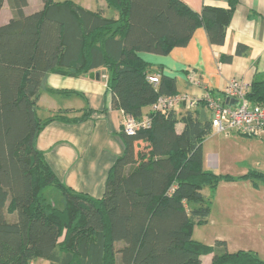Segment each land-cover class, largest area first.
Returning <instances> with one entry per match:
<instances>
[{"label": "trees", "instance_id": "1", "mask_svg": "<svg viewBox=\"0 0 264 264\" xmlns=\"http://www.w3.org/2000/svg\"><path fill=\"white\" fill-rule=\"evenodd\" d=\"M42 1V10L26 14L28 0H0V12L6 2L13 12L0 25V264H201L207 254L214 255L212 264H264L252 252L230 253L224 241L211 246L193 239L211 213L203 189L238 179L264 184V173L237 179L205 170L203 142L212 124L191 111L182 118L175 109L152 112L160 96L178 94L176 80L151 83V65L138 57L184 47L198 28L212 45H223L240 1L196 11L182 0H105L117 19L72 1ZM247 51L239 44L236 55ZM101 68L114 108L140 119L149 107L152 126L134 135L123 131L124 152L104 196L95 199L60 182L38 149L43 128L67 118L42 121L37 98L51 73ZM248 98L264 104V81L252 84ZM50 187L61 193L62 206L49 201Z\"/></svg>", "mask_w": 264, "mask_h": 264}, {"label": "crops", "instance_id": "2", "mask_svg": "<svg viewBox=\"0 0 264 264\" xmlns=\"http://www.w3.org/2000/svg\"><path fill=\"white\" fill-rule=\"evenodd\" d=\"M67 1L88 11H100L108 18H118V12L109 8L105 0ZM182 1L196 11L202 6L229 7L228 0ZM239 1L223 45H212L206 30L198 28L186 46L175 47L167 55L138 53L142 61L151 65L149 74L173 78L178 94L200 99L208 94L223 99L231 79L243 82L248 93L254 82H263L264 0ZM27 9L28 6L25 12ZM239 44L248 49L243 56L236 55ZM223 56L233 59L223 61ZM112 103L104 68L88 75L51 73L37 98V113L42 121L56 115L68 120L49 122L37 138L38 149L60 182L95 199L104 196L110 170L125 149L122 135L126 115ZM175 111L179 118L191 111L200 121L211 123V112L202 102L193 109L180 105ZM148 112L149 107L143 109L144 116ZM183 128L180 122L177 131ZM203 151L204 169L217 175L238 179L252 171L264 173V132L249 137L237 132L219 134L212 129L203 142ZM202 192L211 201V213L208 222L199 226L202 230L194 228L193 239L211 246L224 241L230 253L252 252L264 261V184L238 179L221 182L214 190L206 187ZM213 257L202 256L201 264H212Z\"/></svg>", "mask_w": 264, "mask_h": 264}, {"label": "built area", "instance_id": "3", "mask_svg": "<svg viewBox=\"0 0 264 264\" xmlns=\"http://www.w3.org/2000/svg\"><path fill=\"white\" fill-rule=\"evenodd\" d=\"M150 82L158 85L159 76H149ZM233 98L235 104L226 99ZM204 103L211 112V124L214 132L229 135L237 132L244 136L256 137L264 132V104L254 103L248 98V90L243 82L231 79L223 94V99L210 94L205 98L193 97L187 94L162 95L151 107L152 112L168 111L184 105L193 109ZM152 119L145 115L140 119L127 116L123 123V131L134 135L139 131L150 129Z\"/></svg>", "mask_w": 264, "mask_h": 264}, {"label": "rangeland", "instance_id": "4", "mask_svg": "<svg viewBox=\"0 0 264 264\" xmlns=\"http://www.w3.org/2000/svg\"><path fill=\"white\" fill-rule=\"evenodd\" d=\"M59 1L62 2L63 0H59ZM64 1H67V0H64ZM4 6L5 7L1 10V15H0L1 25L10 21L11 17H13V12L9 7L8 2H6ZM43 8H44V2L42 0H30V3L28 5V9L26 12L31 14L33 12H37L39 10H42ZM231 99H233V98H231ZM231 99L227 98L226 101L227 100L230 101ZM233 101H234L233 104H235L236 103L235 100H233ZM46 194H47V197L51 203H54L55 205H59V201L61 200V194L57 189L50 187V189L46 192ZM59 206H62V204H60ZM197 229L202 230V228H200L199 226H197ZM118 246L120 247V245H118ZM45 261L41 262L39 264H49V262L47 260H45ZM34 264H38V263L35 262Z\"/></svg>", "mask_w": 264, "mask_h": 264}, {"label": "water", "instance_id": "5", "mask_svg": "<svg viewBox=\"0 0 264 264\" xmlns=\"http://www.w3.org/2000/svg\"><path fill=\"white\" fill-rule=\"evenodd\" d=\"M228 101H229V100H227V102H228ZM230 103H231V104H233V103H234V101H233V100H230Z\"/></svg>", "mask_w": 264, "mask_h": 264}]
</instances>
